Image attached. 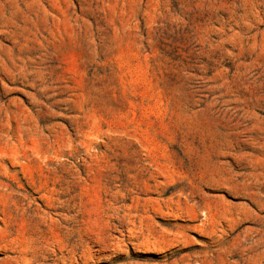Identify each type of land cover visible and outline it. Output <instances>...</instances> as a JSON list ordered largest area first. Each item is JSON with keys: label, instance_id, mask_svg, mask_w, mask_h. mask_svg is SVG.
Masks as SVG:
<instances>
[{"label": "rangeland", "instance_id": "374dc122", "mask_svg": "<svg viewBox=\"0 0 264 264\" xmlns=\"http://www.w3.org/2000/svg\"><path fill=\"white\" fill-rule=\"evenodd\" d=\"M0 264H264V0H0Z\"/></svg>", "mask_w": 264, "mask_h": 264}]
</instances>
